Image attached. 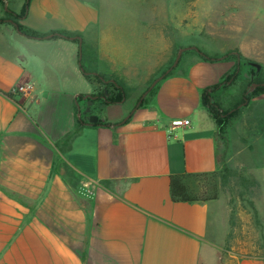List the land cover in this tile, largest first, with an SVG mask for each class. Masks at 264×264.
I'll return each instance as SVG.
<instances>
[{"label": "crops", "instance_id": "1", "mask_svg": "<svg viewBox=\"0 0 264 264\" xmlns=\"http://www.w3.org/2000/svg\"><path fill=\"white\" fill-rule=\"evenodd\" d=\"M26 2L18 24L42 39L0 22V264H202L219 201L173 202L171 176L215 172L222 150L228 164L264 177V134L235 143L227 126L220 145L202 104L233 63L189 56L131 111L124 107L136 99L131 66L118 61L125 42L117 46L96 9L83 0L15 6ZM91 74L116 76L129 94L120 103L95 102L107 84ZM254 101L263 106L264 96ZM174 119L189 124L173 128ZM247 148L250 166L238 157Z\"/></svg>", "mask_w": 264, "mask_h": 264}, {"label": "rangeland", "instance_id": "2", "mask_svg": "<svg viewBox=\"0 0 264 264\" xmlns=\"http://www.w3.org/2000/svg\"><path fill=\"white\" fill-rule=\"evenodd\" d=\"M83 1L96 9L102 28L112 31L111 35L119 40L117 46L122 47L125 42L126 53L119 55L118 61L125 57V62L131 66L129 73H132L131 82L136 86L134 90H128L114 75L99 74L118 90L123 89L126 97L129 91H133L131 99L136 98L135 101L128 100L124 107L132 111L141 106L153 81L174 69L176 66H172L178 51L185 49L179 59L181 62L189 56H206L233 63L231 71L223 77L222 85L209 94L210 102L223 116L236 108L223 130L219 131L217 127L218 144L225 141L227 126L235 143L241 140V136L250 142L257 134H264V120H253L264 112V104L254 101L264 96V92L249 89L252 84L264 83V0ZM15 5L16 0H0L3 22L13 24L12 20L18 21L24 5L21 10ZM152 63H157L156 72L141 85ZM117 65L122 68L121 62ZM111 85L108 89L115 96L119 92ZM246 89L250 98L245 106L240 107ZM103 94L106 92L101 86L91 99L104 101ZM243 119L245 122L242 123ZM220 154V165L215 172L188 176L184 180L197 195L216 197L219 201L216 203L218 214L213 213L214 224L218 220V226L213 227L208 235L209 249L207 246L203 248L202 264H237L242 258H260L264 263V177L260 182L248 165L228 164L222 150ZM253 155L248 148L238 153L239 160L244 158L249 166L253 163ZM252 207L257 211L256 218ZM225 208L226 219L222 216Z\"/></svg>", "mask_w": 264, "mask_h": 264}, {"label": "trees", "instance_id": "3", "mask_svg": "<svg viewBox=\"0 0 264 264\" xmlns=\"http://www.w3.org/2000/svg\"><path fill=\"white\" fill-rule=\"evenodd\" d=\"M27 5H28V2H26L24 4V10H23L22 14L17 17L18 20H20L25 15V9H26ZM0 22H3V21L0 19ZM12 22H13V24H15L14 26H15L17 31L22 32L24 35H26L28 37L35 38V39H38V38L42 39L45 36L43 34H38V33H34V32H26L18 24V21L15 22V21L12 20ZM61 34H62L63 37H65L67 39H69L71 37L72 38L75 37V36H73L71 34H68V33H61ZM52 35H53V37L58 36L56 33H53ZM203 58L204 59H208V60L217 59V58H208L206 56H204ZM83 70H84V72H87L85 69H83ZM91 77H93L95 80H97L100 83H105L104 81H107L99 74H94V75L91 74ZM260 84H262V83H259V86L256 87L252 91L253 92L254 91H261V92L263 91L264 92V86H261ZM110 85L111 84L108 83L104 87L105 88V92H106V95L103 94L105 96L104 101H99L98 100L99 102H101L102 105L107 104V103H110V104L120 103V102H122L123 99L126 98V93L123 91V89L118 90L119 88L115 87L114 84H112L113 87H115L119 93L117 95L113 96L112 93L108 89ZM221 85L222 84L219 83L218 85L214 86L213 88H211L209 90L208 89L205 90V92L203 93V97H202V104H203V106H205L207 108V111L209 112L211 117L215 120L216 126L218 127L219 131L223 130V128L226 125V120L229 117L233 116L235 111H236V108H235V110L232 113L223 116L222 113L220 112V110H218L217 106L213 105L210 102V100H209L210 92H212L214 89H217ZM246 92H248V89H246L243 92L241 106H243V104L245 102H247L249 100V98H250V95H248V93L246 94ZM7 96L10 97V95H7ZM77 125L79 127L81 125H83L82 121L78 120L77 121ZM188 176H202V175L171 176L170 182H169V188H170L171 200L173 202H198V201L206 202V201L216 200V197L202 198L200 195H197L192 190H190L189 187L186 185V183L184 181L185 178L188 177ZM252 211H253V214H254V216L256 218L257 217V211H256V209L254 207H252Z\"/></svg>", "mask_w": 264, "mask_h": 264}, {"label": "water", "instance_id": "4", "mask_svg": "<svg viewBox=\"0 0 264 264\" xmlns=\"http://www.w3.org/2000/svg\"><path fill=\"white\" fill-rule=\"evenodd\" d=\"M13 25H15V24H13ZM51 35H49V36H47V37H50ZM46 37V38H47ZM185 51V49H180L179 51H178V53H177V55H176V57H175V61H174V63H173V66H172V68H174L177 64H178V62H179V59L181 58V55H182V53ZM80 55H81V53H80ZM169 71H167L165 74H163V75H161L160 77H158L156 80H154L153 81V83L151 84V86L149 87V90H151L154 86H155V84L158 82V81H160L167 73H168ZM87 74V73H86ZM261 86H264V83H262V84H260ZM259 86V84H252L250 87H249V89H253V88H256V87H258ZM248 92H246V94H247ZM141 102V101H140ZM140 102L138 103V104H140ZM246 104V102L243 104V105H245ZM92 122H95L96 121V118L94 117V118H92V120H91Z\"/></svg>", "mask_w": 264, "mask_h": 264}, {"label": "built area", "instance_id": "5", "mask_svg": "<svg viewBox=\"0 0 264 264\" xmlns=\"http://www.w3.org/2000/svg\"><path fill=\"white\" fill-rule=\"evenodd\" d=\"M17 90L19 91H24V87L21 86V85H17ZM189 124V121L186 120V119H174L170 122V125L173 127V128H177V127H182V126H186Z\"/></svg>", "mask_w": 264, "mask_h": 264}, {"label": "flooded vegetation", "instance_id": "6", "mask_svg": "<svg viewBox=\"0 0 264 264\" xmlns=\"http://www.w3.org/2000/svg\"><path fill=\"white\" fill-rule=\"evenodd\" d=\"M106 84H108L109 82L108 81H104Z\"/></svg>", "mask_w": 264, "mask_h": 264}]
</instances>
